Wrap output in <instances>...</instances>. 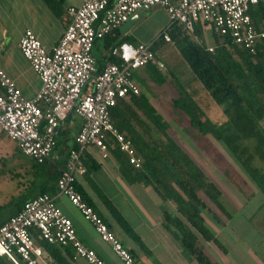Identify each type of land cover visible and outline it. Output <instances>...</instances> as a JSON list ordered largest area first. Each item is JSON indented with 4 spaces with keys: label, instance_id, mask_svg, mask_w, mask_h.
<instances>
[{
    "label": "built area",
    "instance_id": "built-area-1",
    "mask_svg": "<svg viewBox=\"0 0 264 264\" xmlns=\"http://www.w3.org/2000/svg\"><path fill=\"white\" fill-rule=\"evenodd\" d=\"M159 6L168 24L159 38L174 43L169 33L177 28L197 43L196 34L209 29L227 48L238 46L252 55L264 41V0H83L67 6L63 30L47 51L31 30L19 39V50L37 74L40 87L33 98H24L13 80L0 69V131L12 140L21 154L36 164L49 163L59 173L54 194L42 192L23 203L0 226V259L9 264H49L41 244L69 248L72 258L88 264H106L95 250L77 236L74 225L56 202L64 196L90 222L99 238L110 246L123 264H140L107 224L75 190L78 175L85 172L82 152L95 146L106 157L109 147L124 153L139 168L141 160L129 137L112 123L110 109L119 100L140 94L134 72L149 63L163 71L165 64L153 49V41L132 44L117 39V31L132 16ZM259 10L262 20L255 24L251 11ZM106 36L114 39L108 47L109 61L97 68L94 44ZM214 46H207L213 51ZM70 115L81 119L72 147L63 163L51 157L55 136Z\"/></svg>",
    "mask_w": 264,
    "mask_h": 264
},
{
    "label": "trees",
    "instance_id": "trees-1",
    "mask_svg": "<svg viewBox=\"0 0 264 264\" xmlns=\"http://www.w3.org/2000/svg\"><path fill=\"white\" fill-rule=\"evenodd\" d=\"M251 16L255 24L262 20L258 9L251 11ZM195 32L201 37L202 31L198 26ZM169 33L183 60L213 102L222 106L226 120L215 123L208 118L175 76L173 80L178 93L171 99L172 107L186 116L189 127L197 134L196 138L209 136L220 142L223 148L225 146L264 196V130L260 125L264 118V41L259 44L256 54L252 55L238 46L227 48L221 45L218 36L213 34L215 45L210 52L205 44L197 43L177 28L170 29ZM102 41L104 48H108L114 39L106 36ZM163 42L162 39H155L153 49L156 50ZM145 69L157 84L162 85L167 81L155 64L149 63ZM110 118L115 127L129 137L136 156L141 160L140 167L136 168L128 162L124 153L116 147H109L108 152L114 158L120 175L129 183L152 187L162 201L173 202V211L163 210L164 226L177 239L187 256L193 257L199 264H213L200 248L199 241H211L224 250L205 221L206 215L217 216L212 212V207L219 208L223 212L220 215L229 217L220 202V188L207 178L202 167L184 146L167 132L169 123L163 120L144 92L127 100H119L110 109ZM255 160L260 163L259 166ZM89 162L83 151L82 166ZM33 163L36 167L44 165ZM96 167L92 164V168ZM53 177H56L57 182L59 173L55 168ZM74 187L97 213L88 196L76 186V181ZM106 203L119 223L128 229L111 203ZM41 244L59 264H69L68 259L60 258L58 246L47 242ZM0 264L9 263L1 258Z\"/></svg>",
    "mask_w": 264,
    "mask_h": 264
},
{
    "label": "crops",
    "instance_id": "crops-1",
    "mask_svg": "<svg viewBox=\"0 0 264 264\" xmlns=\"http://www.w3.org/2000/svg\"><path fill=\"white\" fill-rule=\"evenodd\" d=\"M82 1L55 0L53 2L52 0L48 3L45 0H0V69L13 80L16 88L24 98L31 99L34 97L40 87V81L19 50L18 42L20 37L25 30H31L42 46L47 51L51 50L62 33L66 7L79 6ZM157 10L160 11L159 9ZM144 15L142 13L140 18L127 31L117 34V39H123L132 44L147 43L155 40L160 27L166 25L167 21H162L159 24L156 21H145L147 19H145ZM147 25H156V28L147 33L143 28V26ZM93 51L97 60V68L100 70L109 61L108 48H104L102 41V53H99L95 44ZM141 69L144 72H134V80H136L140 92H144L147 95L144 87L146 86L149 89L147 80H151V78L145 67ZM138 77L139 79H137ZM148 101L152 103L149 97ZM200 107L203 111L202 106ZM74 116L70 115L56 134L60 135L67 129L72 130L71 127L75 121L76 127L71 135L72 145L70 148L75 145L73 136L81 125V119H75ZM206 116L213 120L211 115L207 114ZM225 120L226 117L224 115V118L219 120V123ZM213 121L218 122L217 120ZM260 125L264 130V118L260 121ZM67 148L66 146L60 149L55 147L53 151L54 160L61 163L67 156ZM214 150L216 148L211 149L210 153H213ZM84 152L86 158H89L91 162L87 165L83 163L86 173L76 177V186L88 196L109 229L140 264H199L193 257L184 253L180 243L163 224V210L173 211L170 205L171 201H162L152 187L144 186L140 183L127 182L120 175L117 164L110 152L104 157L100 149L95 146H87ZM211 157L210 164L212 162L215 163L213 156ZM199 159L200 161H196L201 166V163L204 164V162L201 158ZM31 162L34 165L32 160ZM92 164L97 165V167L92 168ZM53 174L54 167L49 163H45L44 165L35 166L32 177H20L23 182H19L23 185V190L27 194L23 196L15 210L0 224H4L14 215L21 208L23 201H27L42 192L54 194L56 177H53ZM26 175L30 176L28 172H26ZM56 201L63 213L71 219L77 236L85 246L95 250L106 264H123L113 253L110 246L99 238L92 224L81 216L66 197L58 196ZM106 201H109L119 213L128 225V229L119 223L118 218L108 208ZM223 208L224 213L229 215V217L221 216L220 214L223 212L217 207H212V212L217 216L209 217L206 215L205 221L215 238L223 245L224 250L215 243L203 239H200L199 246L207 257L212 260L213 264H251L252 260L248 255L235 254L232 239L237 237V235L231 229L230 220L232 213L224 205ZM59 251L61 252L60 258L65 257L69 260V264H88L84 259H73L69 248L59 247ZM46 253L49 264H59L47 251Z\"/></svg>",
    "mask_w": 264,
    "mask_h": 264
},
{
    "label": "rangeland",
    "instance_id": "rangeland-1",
    "mask_svg": "<svg viewBox=\"0 0 264 264\" xmlns=\"http://www.w3.org/2000/svg\"><path fill=\"white\" fill-rule=\"evenodd\" d=\"M45 1L50 3L52 0ZM144 14L145 19H147L145 21H156L157 24L167 21L168 24L166 13L159 6L151 8ZM166 25L160 27L157 36L162 33ZM143 28L144 31L150 33L153 28H156V25H147ZM201 38L206 46L215 45L214 37L209 29L202 32ZM95 45L99 53H102V40H97ZM155 52L165 63V69L162 72L167 81L159 85L156 82L154 83L152 79V81L147 80L149 89L146 86L144 88L147 91V96L152 101L151 104L163 120L169 123L167 132L172 134L184 146L192 158L199 161V158H201L204 162V164L201 163V166L208 179L220 188V202L232 213L231 229L237 235L232 239V246L236 253L233 252L239 255H248L252 260L251 264H264V196L239 162L229 154L224 145L225 149L220 142L209 136L196 138L197 134L189 127L186 116L172 107L171 98L178 93L173 77L175 76L193 99L202 106L206 115L209 114L213 120L218 121L215 123H219V120L224 118L222 106H218L213 102L208 92L183 60L175 43H163L156 48ZM142 72L144 70L141 68L135 71V73ZM74 117L75 119L78 118L77 116ZM75 127L76 122L74 121L71 127L72 130L67 129L64 133L55 136V147L57 149L68 147L66 154L71 149V135L74 133ZM2 133L0 135V222L15 210L23 196L27 194L23 190V185L19 182H23L20 177H32L31 175L35 169L31 159L21 154L15 143ZM158 135L165 139L161 133H158ZM213 148H216V150L210 153ZM53 155L52 152L51 157ZM211 156H213L215 163L210 164ZM254 162L256 165H260L257 160ZM26 172L30 176L26 175ZM170 205L174 210V203L171 202Z\"/></svg>",
    "mask_w": 264,
    "mask_h": 264
},
{
    "label": "water",
    "instance_id": "water-1",
    "mask_svg": "<svg viewBox=\"0 0 264 264\" xmlns=\"http://www.w3.org/2000/svg\"><path fill=\"white\" fill-rule=\"evenodd\" d=\"M141 14L142 13H137L132 16L123 26L119 28L120 33H124L125 31H127L129 27L140 18Z\"/></svg>",
    "mask_w": 264,
    "mask_h": 264
}]
</instances>
